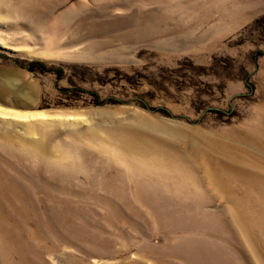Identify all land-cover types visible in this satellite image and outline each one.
Returning a JSON list of instances; mask_svg holds the SVG:
<instances>
[{"label":"rangeland","instance_id":"1","mask_svg":"<svg viewBox=\"0 0 264 264\" xmlns=\"http://www.w3.org/2000/svg\"><path fill=\"white\" fill-rule=\"evenodd\" d=\"M0 109L29 264H264V0H0Z\"/></svg>","mask_w":264,"mask_h":264},{"label":"bare ground","instance_id":"2","mask_svg":"<svg viewBox=\"0 0 264 264\" xmlns=\"http://www.w3.org/2000/svg\"><path fill=\"white\" fill-rule=\"evenodd\" d=\"M0 112L3 113L2 109H0ZM16 115L20 117H24L25 119H29V120L31 118L44 117L42 113H28L26 115L25 114L19 115V113H16ZM7 123L11 124L12 126L17 125V123L14 121H8ZM10 138H11V131H8V130L1 131L0 130V139L3 140V142L0 143V148L3 151H5L8 146L13 147L7 142ZM119 138L120 136L117 139L118 142H115V145L119 147L121 154H123L124 150H127L129 148L128 146L129 139L127 137H124L123 135L120 139ZM49 143L50 142L48 140L43 143V147L46 148V155L42 156V158H44L42 162L44 165H49L50 163H53V160L51 159V154L49 155V153H51L48 148ZM83 147L85 148L89 147L96 154H100V155L105 154L99 148L92 146L86 142H85V145H83ZM13 148H14V151L10 154H12L18 161H19V158L25 157L23 153H19L18 148L16 147H13ZM121 148H123L124 150H122ZM26 156L34 158L31 152ZM8 167L12 168L10 164H8ZM23 176L24 178L29 180V182L37 189L35 194L28 193L26 189L20 185L19 187H14L10 182V178H8L9 182H5L4 184L0 186V201L5 202L6 206H8L12 210L14 219L18 223H19V209H23V208H26L27 206H30L34 211H38V210L45 208L46 206L54 207V206H57L61 202H67V201L60 200L55 197H51L45 191H43L42 188L44 184H48V183H45L42 178H40V180L38 179L36 180L32 177H29L26 173H23ZM61 178L62 177H59V175H57V177H53V180L49 183L50 186H52V188L56 192L65 191V189L68 187L69 184H73L74 191L77 189H78V192L86 191L80 185L76 186L75 188L74 179L64 180ZM257 178L259 179L258 176H254L252 179H257ZM87 180L89 182H94L99 185L101 184V181H102V179H100L99 181L95 182L94 178H87ZM145 180L146 179H144V181ZM256 186L257 185H254V187ZM258 190L259 189H257L256 191ZM106 191L109 192L111 195H113L114 189L111 187V185H109L106 188ZM111 205L114 206L115 201L112 202ZM10 226H9L8 219L0 213V259L8 257V258L14 259L19 262V257H21L22 261L20 262V264H29V259L25 255H23L19 250V240L17 238V235L14 237L17 242H14V238H10L11 237V235H9L10 233L7 234L8 229L14 230V228L17 227V226H14V227H10ZM104 246L108 247L109 245H104ZM102 253L108 254L107 251H103Z\"/></svg>","mask_w":264,"mask_h":264}]
</instances>
